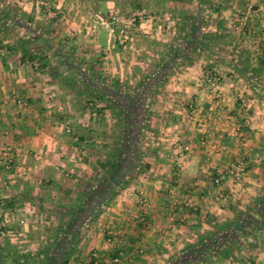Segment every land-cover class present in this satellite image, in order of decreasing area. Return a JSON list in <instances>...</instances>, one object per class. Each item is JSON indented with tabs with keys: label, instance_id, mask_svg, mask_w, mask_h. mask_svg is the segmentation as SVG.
Wrapping results in <instances>:
<instances>
[{
	"label": "crops",
	"instance_id": "crops-1",
	"mask_svg": "<svg viewBox=\"0 0 264 264\" xmlns=\"http://www.w3.org/2000/svg\"><path fill=\"white\" fill-rule=\"evenodd\" d=\"M209 1L206 25L187 32L168 9L141 7L122 45L116 26H87L83 0H0L11 16L0 24V264H63L68 256L69 264H113L116 254L123 264H264V0ZM94 5L91 20L122 6ZM239 13L243 33L229 22ZM59 28L73 47L48 42ZM35 40L44 46L40 63ZM88 65L93 78L150 85L138 110L145 117L135 119L144 126L140 171L131 172V155L115 157L116 114L86 108L91 96L76 89ZM215 65L224 75L216 89L205 80ZM238 160L248 163L243 182L215 186L217 172ZM245 220L263 226L232 254L210 258L197 246Z\"/></svg>",
	"mask_w": 264,
	"mask_h": 264
},
{
	"label": "trees",
	"instance_id": "trees-1",
	"mask_svg": "<svg viewBox=\"0 0 264 264\" xmlns=\"http://www.w3.org/2000/svg\"><path fill=\"white\" fill-rule=\"evenodd\" d=\"M90 1L92 4L95 3H106L109 1H112L115 3V5H119L121 1L125 2L128 6H132L133 10L136 11L141 10L140 5H135V3L131 2L130 0H87ZM210 2L209 0H158V4H164V6L168 7V11L171 13L177 14L182 19V25H181V32L185 31L187 32L188 28H194L196 31L198 29H201L206 25L203 14H201V7L203 4H208ZM136 6V7H135ZM215 11L218 12L219 9L215 7ZM10 11H8L6 8L0 9V24L2 23L3 26H6V22L11 20V16L9 14ZM1 26V25H0ZM184 32V33H185ZM36 39H42L43 37H36V32H33ZM203 35V33H201ZM181 38L180 40H183L184 42L186 40V35L179 36ZM206 39V37L203 35L202 39ZM30 41H23L21 44L27 45ZM206 43V40L204 41ZM264 67V61L261 60L259 64L258 70L260 71ZM239 72H243L244 70H239ZM86 79H88V84L85 93L94 100L103 104L102 107H99L100 110L105 109H111L117 117V127L120 132V141L118 144V148L116 149V158L122 159L123 157H128V155H131L132 157V168L131 172L134 173L135 170L140 171L139 166V158L141 157L140 147H139V130L143 129L142 125L141 128H137L135 126L136 123H138L141 118L144 119V117H141L139 115L138 110L143 108L145 103L143 102L147 99V91L149 89L150 85H144V84H138L136 87H131L127 84L122 83L120 80H112L110 85H106V80L100 81L101 78H93L92 76H87ZM165 80V79H164ZM162 80V82L164 81ZM72 87V83L69 85ZM139 94V95H138ZM140 96V97H139ZM146 102V101H145ZM91 105H93L92 102L86 103V108L91 109ZM94 108V106H93ZM92 110V109H91ZM135 119H137V122L135 123ZM137 125V124H136ZM130 146H129V145ZM129 146L130 148L125 149V146ZM108 166L112 170L118 168L117 163L107 162L105 167ZM120 186L125 187L129 184L128 181L123 179L120 180ZM113 198V197H111ZM247 219V218H245ZM240 225L232 226L230 224L224 225L221 228V231L219 233L210 234L208 236V240H210L209 243H201L197 244V246H204L206 252V255H209V257H214L215 255L219 254H232L235 250L239 249L241 246V243L239 242L241 238H246L248 236L254 235L256 232H258L260 229H258L261 225H256V222L254 220H245L242 223H239ZM263 226V225H262ZM261 226V227H262ZM258 227V228H257ZM260 227V228H261ZM227 234L228 241H225L224 238L221 239V234ZM212 241L211 239H217ZM212 241V242H211ZM252 247H254L253 244H251ZM194 250L196 248V245L192 247ZM192 250V249H191ZM70 251H74V247L70 249ZM119 257V255H114L113 259ZM198 260V259H197ZM195 260L197 263L198 261ZM201 260V259H199ZM203 261L208 260V256H206ZM201 260V262H202ZM69 256L66 260H64L63 264H69ZM193 261H181L179 264H192ZM94 259L92 258L89 264H94ZM195 263V264H197Z\"/></svg>",
	"mask_w": 264,
	"mask_h": 264
},
{
	"label": "rangeland",
	"instance_id": "rangeland-1",
	"mask_svg": "<svg viewBox=\"0 0 264 264\" xmlns=\"http://www.w3.org/2000/svg\"><path fill=\"white\" fill-rule=\"evenodd\" d=\"M83 1H85V2H83L82 4H85L84 6H86V11H84L86 14H87V16H88V20H89V23H87V26L88 27H91L93 24H94V22L95 21H97L98 20V27H97V29L95 30V31H97L98 30V28L100 29V25L99 24H101V23H105V21H107V17L111 14V13H117L119 16H122L121 18H126V16H128V17H132L133 16V14L134 13H138L135 9L133 10V8H132V6H128L125 2H123V1H121L120 2V4L122 5V6H120L119 8H117V12H115L114 10L115 9H113V8H107V7H105V8H102V10H100V11H102V13H99L102 17H100V18H97V19H94V20H91L92 19V15L94 14V13H96L95 12V8L96 7H94L95 5L94 4H92L90 1H87V0H83ZM131 2H133V3H135V5H140V7H142V8H147V9H149V10H154V11H161V8L160 7H162V9L164 10V9H167L168 7H166V6H164V4L162 5H160L159 7L157 6V2L156 1H154V0H130ZM5 6V7H7V5H4V4H0V6ZM83 6V5H82ZM250 6H252L253 7V9H252V13L254 12V5L253 4H250ZM249 6V7H250ZM136 7V6H135ZM8 8V7H7ZM6 8V9H7ZM248 8V7H247ZM68 10L67 11H69L70 9V11H69V13H71V14H73L74 12H75V9H76V5L75 4H73V5H71L69 8H67ZM53 11V10H52ZM98 12H99V10H98ZM251 13V14H252ZM238 16H235V17H233V20L232 21H229V22H231V25H232V27H231V31H234L235 33H243L245 30H246V20L245 19H243L242 20V17H244V15H242V14H237ZM101 19H104V21L102 22V20ZM126 20V19H125ZM90 22H91V24H90ZM96 23V24H97ZM242 23V24H241ZM240 24H241V26H240ZM58 25H62V26H67V22L65 21V19H60L59 20V23H58ZM107 26V25H106ZM34 27V26H33ZM237 27H241L242 28V30H241V28L238 30L237 29ZM60 29V31H58V33L55 35V36H50V38L48 37V42H50V43H52L53 45H63L62 47H64V46H66V44H68V42H69V47H73V45H75V43H74V41H73V37L74 36H72V35H69V36H61L62 34H61V32H63V28H59ZM85 31H88L87 29H85ZM90 32V31H89ZM234 33V34H235ZM90 36H91V34H89ZM89 36V37H90ZM235 36H236V34H235ZM62 37V38H61ZM64 37V38H63ZM61 38V39H60ZM67 38V39H66ZM231 39L233 40V42H234V37H231ZM37 40H39V39H37ZM37 40H35L36 42H34V45H33V47L35 48V50H36V56L35 57H39L40 58V60H36L37 61V63H40V61H41V59L43 58V55L45 54V52H43V51H41V48H44V46L42 45V44H40V42L39 41H37ZM60 42H61V44H60ZM66 43V44H65ZM43 46V47H42ZM69 49V48H68ZM69 51V50H68ZM48 54V52H46V55ZM38 55H40V56H38ZM80 57V56H79ZM39 58H36V59H39ZM73 59V60H75L76 61V59H78L75 55H72L69 59ZM52 59H53V56H52ZM79 61V60H78ZM78 63V62H77ZM220 67V66H219ZM83 69V70H82ZM89 65L88 66H84V67H81V69H79L80 70V72H81V76H76V83H75V86H76V89L77 90H81V91H86V88H87V85L86 84H88L87 82H88V79H86L85 78V76H92V75H94V73L92 74V71H89ZM72 72L69 70L68 71V74H71ZM82 73L84 74V77H82ZM223 73V72H222ZM223 77H224V75H223ZM105 79H100V81H104ZM111 83L110 82H106V85H110ZM87 102H92L93 103V106H94V108L95 109H99V107H102V103H100V102H98L97 103V101L96 100H94L93 98H89V100L87 101ZM153 137V136H152ZM151 137V138H152ZM146 141H148V140H146ZM140 152H141V155H143V147L142 148H140Z\"/></svg>",
	"mask_w": 264,
	"mask_h": 264
},
{
	"label": "built area",
	"instance_id": "built-area-1",
	"mask_svg": "<svg viewBox=\"0 0 264 264\" xmlns=\"http://www.w3.org/2000/svg\"><path fill=\"white\" fill-rule=\"evenodd\" d=\"M252 9H253L252 6L248 7L245 17L252 13ZM143 17H144V12H138L135 13L130 19L123 20L120 18V16L117 13H111L107 17V21H105V24L113 25L117 27L119 40L120 43L123 45L127 41V34L129 32L130 27L134 26ZM103 21L104 20H102V22ZM238 28L240 29L241 27H237V29ZM222 79H223V73L218 65H215L214 67L208 69L205 72L206 82L209 84L210 87L214 89L220 86ZM91 109L93 110V112H96V109L93 108V105H91ZM196 112H197V107L193 106L190 110V115H194ZM180 148L181 151H185L187 149V147L182 145L180 146ZM247 167H248V163L244 160H238L232 163L226 170L217 172L215 178L213 179L214 185L219 188H223L225 183L227 182H230L233 185L240 184L241 182H243L245 178ZM224 198H228V197L225 196ZM142 201L146 206H148V203L145 199H143ZM0 231L1 233H3V226L1 223H0ZM112 263L123 264L121 255L119 257L112 259ZM94 264H99V263L96 261Z\"/></svg>",
	"mask_w": 264,
	"mask_h": 264
}]
</instances>
